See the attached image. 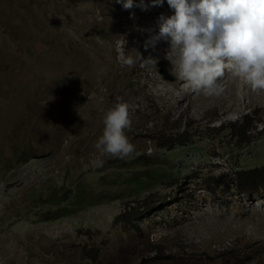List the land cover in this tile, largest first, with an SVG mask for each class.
<instances>
[{
    "label": "rangeland",
    "instance_id": "obj_1",
    "mask_svg": "<svg viewBox=\"0 0 264 264\" xmlns=\"http://www.w3.org/2000/svg\"><path fill=\"white\" fill-rule=\"evenodd\" d=\"M117 9L115 0H0V264H264V187L241 192L236 174L264 167V90L230 92L229 73L219 95L176 97L187 83L179 50L156 42L148 52L159 25L118 22ZM168 9L167 0L150 7L149 21ZM108 46L124 77L103 95ZM117 97L132 121L125 158L95 147ZM71 201V214H41ZM144 201L154 209L115 220Z\"/></svg>",
    "mask_w": 264,
    "mask_h": 264
},
{
    "label": "clouds",
    "instance_id": "obj_2",
    "mask_svg": "<svg viewBox=\"0 0 264 264\" xmlns=\"http://www.w3.org/2000/svg\"><path fill=\"white\" fill-rule=\"evenodd\" d=\"M125 10L142 11L162 6L165 0H116ZM175 10L171 17H159V33L149 41L153 46L163 39L179 50L176 67L180 77L194 91L219 95L218 79L225 71L252 90H264V0H167ZM135 13H132L134 18ZM146 62H154L152 57ZM124 64L131 66L129 56ZM104 115L102 136L95 147L101 155L125 158L134 150L125 130L130 129L129 105L122 97ZM94 165L98 162L94 161ZM249 235L254 227L246 229Z\"/></svg>",
    "mask_w": 264,
    "mask_h": 264
},
{
    "label": "bare ground",
    "instance_id": "obj_3",
    "mask_svg": "<svg viewBox=\"0 0 264 264\" xmlns=\"http://www.w3.org/2000/svg\"><path fill=\"white\" fill-rule=\"evenodd\" d=\"M135 2L137 3L136 0H135ZM115 3L118 6V9L115 11L116 16H113V18L116 21H118V22L123 21V22H128L129 23L130 21H132V18H133L132 17V13H135L134 18L137 19L136 27H138L140 25L148 24L149 27H148L147 30L149 32H152L153 28H155V29L158 28L159 19H157V17H155V15L152 13V15H151L152 20L149 21L151 19V18H148V15L151 13L149 10L142 11L139 7H135L133 9L125 10L121 3H117L116 0H115ZM103 12L107 13L108 11L106 9H104ZM174 14H175V10H173V9H168L165 12L166 17L172 16ZM79 25L82 26L83 23L80 22ZM117 27L120 28V29L122 28V26H120V27L117 26ZM71 28H74V27H71ZM143 32L145 33V31H143ZM118 34H121V33H118ZM138 35H139V31L137 30V34H136L135 27H134V30L132 31V36L138 37ZM157 45L159 47H166L167 46L168 48H171L170 43L165 41V40H163V39L159 40L157 42ZM91 49H92V47H91ZM147 51L148 52L155 51V48L152 47V44L149 43L147 45ZM112 54H113V46H108L107 49L105 50V52L102 54V57L99 59V63H100L99 64L100 65L99 66L100 69H99V72H98L99 76H98V79L97 80L95 79V80H96V82L99 85L98 88L100 89L101 94H103V95L109 90L108 88L104 87L106 84L109 85V83L113 82L112 86L113 85H117L118 81L121 80L124 77L123 73H121V74H119V76L115 77V72H114L115 67H113V65H112ZM177 55H178V53H177ZM228 75H229V73L227 71H225L224 76L218 79V83L219 84L223 83L226 79H228V77H229ZM89 80H90V78H89ZM240 83L242 85H244V86L247 85V84L243 83V81H241V80H239L237 78H233L231 80L230 84L228 85V88H229L230 92H233L234 90H236L238 84H240ZM184 85H185V87H178L180 91H179L178 94H176V97L184 95V94H186V93L191 91L192 88L187 83L184 84ZM159 88H161L163 91H167L168 90L166 84H164L162 86H159ZM232 94H234V93H231V95ZM262 211H264L263 208H262ZM263 215H264V213H263Z\"/></svg>",
    "mask_w": 264,
    "mask_h": 264
},
{
    "label": "trees",
    "instance_id": "obj_4",
    "mask_svg": "<svg viewBox=\"0 0 264 264\" xmlns=\"http://www.w3.org/2000/svg\"><path fill=\"white\" fill-rule=\"evenodd\" d=\"M236 123L234 126L236 129H239L240 125L242 123ZM240 124V125H239ZM250 127L245 126L243 128L244 134H246L249 131ZM236 135V134H235ZM164 136V135H163ZM238 136V134L236 135ZM236 174L238 175L239 181H238V189L241 192H257L261 187H264V167L260 166H254L250 168H241L236 171ZM69 197V196H68ZM48 203V202H47ZM70 203V202H69ZM59 204L55 209H47L42 211L43 216H47L48 214H54L55 216H61L66 214H71L74 211V201H71L69 204ZM49 204V203H48ZM155 205L152 203H149L148 201H144V203L132 207V209L121 211L119 214L115 216V220L122 218L127 221H132L133 219L139 218L140 216H143L145 213L151 211L154 209ZM126 212H129L131 214H127ZM57 214V215H55ZM49 216V215H48ZM127 216V217H126ZM94 256V255H92Z\"/></svg>",
    "mask_w": 264,
    "mask_h": 264
},
{
    "label": "water",
    "instance_id": "obj_5",
    "mask_svg": "<svg viewBox=\"0 0 264 264\" xmlns=\"http://www.w3.org/2000/svg\"><path fill=\"white\" fill-rule=\"evenodd\" d=\"M161 72H163V74H164V76L166 77V78H171V75H170V73H169V70L166 68V66H165V62H162L161 63Z\"/></svg>",
    "mask_w": 264,
    "mask_h": 264
}]
</instances>
